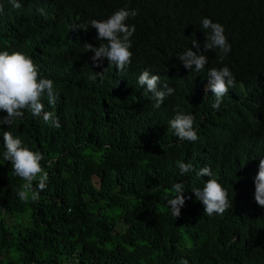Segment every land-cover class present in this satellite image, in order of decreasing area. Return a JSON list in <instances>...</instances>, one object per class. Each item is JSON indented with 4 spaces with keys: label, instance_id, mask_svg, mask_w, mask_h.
I'll list each match as a JSON object with an SVG mask.
<instances>
[{
    "label": "trees",
    "instance_id": "obj_1",
    "mask_svg": "<svg viewBox=\"0 0 264 264\" xmlns=\"http://www.w3.org/2000/svg\"><path fill=\"white\" fill-rule=\"evenodd\" d=\"M17 2L19 9L12 5L14 10L0 14V27L22 40L12 37L14 44L5 50L21 51L20 42L32 47L60 40L68 54L57 64L38 58L37 65L40 71L58 66L56 77H78L77 96L61 109L56 108L62 103L59 96L56 107L48 108L60 128L25 112L13 127L0 124V130L11 131L24 146L42 153L48 174L39 199L21 201L17 190L24 181L3 159L0 131V264H178L181 259L189 264H264V213L247 199L251 170L264 153V0ZM121 8L138 13L126 21L135 26L132 59L148 50L171 59L169 85L175 91L159 108L141 98L122 113L121 100L128 91L113 86L122 76L114 77L108 68L103 81L92 79L108 66L93 67L94 53L83 46L106 43L97 40L90 22L105 20ZM203 18L224 27L231 51L226 56L218 49L209 51L202 71H183L172 58L192 48L193 39L203 51ZM73 25L80 29L72 31ZM224 66L236 83L214 110L213 93L205 94L207 72ZM257 97V113L240 100L252 105ZM178 108L194 116L199 112L208 122L220 116L221 138L211 144L213 155L171 139L175 134L169 121ZM178 162L191 163L193 171L181 175ZM204 166L232 202L230 211L213 218L199 214L196 208L204 206L191 192L209 179L196 174ZM178 182L184 184L186 208L170 231L167 201L176 196L173 186ZM217 219L219 228L206 225ZM121 222L128 228L118 233Z\"/></svg>",
    "mask_w": 264,
    "mask_h": 264
},
{
    "label": "clouds",
    "instance_id": "obj_2",
    "mask_svg": "<svg viewBox=\"0 0 264 264\" xmlns=\"http://www.w3.org/2000/svg\"><path fill=\"white\" fill-rule=\"evenodd\" d=\"M19 9L21 4L17 0H0V14L6 11ZM44 15L43 9H38ZM137 10L121 8L115 11L105 20L93 19L90 22L91 28L97 32V40L106 41L94 47L92 44L83 46L88 52L94 53L91 56L93 67L101 68L103 64L108 67L100 72H94L92 79L99 78L103 81L108 68L113 70L114 77L122 78L113 80V86H123L128 91V96L121 100L123 112L134 106L141 98H144L154 108H159L163 101L174 93V88L170 87L171 80L170 63L171 59L165 60L163 54L156 50H148L146 54L132 59L133 53L131 37L135 32V26L129 27L126 21L130 17L137 15ZM201 25L206 30L203 51L201 45L196 40L191 41L192 48H189L179 57L172 58L173 62L183 71H202L208 64L206 53L218 49L226 56L231 51V45L225 35V29L220 23H214L209 18H203ZM0 29H2L0 27ZM80 29V26L73 25L72 31ZM87 31V30H84ZM17 39L2 29L0 34V124L13 127L24 112L39 117L46 125L60 128L59 118L48 108L56 107L59 96L62 103L56 108H63L72 98L77 96L76 80L78 77H56L59 67L48 65L40 71L37 59L57 64L59 59L68 54L67 46L61 44L60 40L55 44L45 46L42 43L28 47L25 42L17 43L21 51H8ZM132 75L133 77H127ZM113 78V77H112ZM208 85L205 94L211 91L215 97L212 104L214 110L219 109L222 98L228 93L230 87L235 86V76L227 66L223 68H210L207 72ZM240 99V98H239ZM253 113L258 112V97L250 105L244 99H240ZM47 104V108L45 106ZM171 129L174 130L175 137L171 139L180 143H189L194 149L213 155L211 144L221 138V118L219 115L213 116V120H201L199 112L196 116L185 114L181 109L176 110L174 118L169 121ZM2 131V130H0ZM3 132V159L10 161L14 175L20 177L24 183L17 190V196L21 201L29 198L38 200L40 192L47 187L48 174L44 171L41 161L44 159L39 151H32L24 146L21 138L14 136L11 131ZM180 174L184 175L193 171L191 163L178 162ZM199 177H209L203 188H192L197 201L201 202L204 208H196L199 214L206 218L216 217L215 214H223L232 208L229 203V193L210 167L199 168L196 173ZM34 181L36 185L34 186ZM173 190L176 196L168 199L167 203L170 213L167 214L165 223L170 231L174 230L180 221L181 212L186 208L184 184L175 183ZM190 198V197H189ZM247 199L249 203L253 201V206L264 213V153L255 161L248 181ZM226 212V213H227ZM215 222L206 224L219 228ZM122 225H126L121 222ZM128 228V225H127ZM230 242H233L232 234L228 235ZM226 252V248L224 249ZM192 252V251H191ZM227 256V255H224ZM223 257V256H222ZM178 264H189L187 259H181Z\"/></svg>",
    "mask_w": 264,
    "mask_h": 264
},
{
    "label": "rangeland",
    "instance_id": "obj_3",
    "mask_svg": "<svg viewBox=\"0 0 264 264\" xmlns=\"http://www.w3.org/2000/svg\"><path fill=\"white\" fill-rule=\"evenodd\" d=\"M126 227H127V225H122L121 223H119L117 225V232L122 233L126 229Z\"/></svg>",
    "mask_w": 264,
    "mask_h": 264
}]
</instances>
